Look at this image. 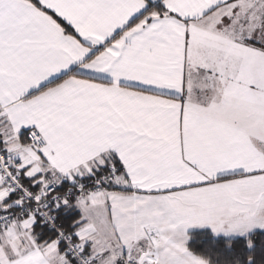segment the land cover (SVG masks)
<instances>
[{"label": "snow or ice", "instance_id": "1", "mask_svg": "<svg viewBox=\"0 0 264 264\" xmlns=\"http://www.w3.org/2000/svg\"><path fill=\"white\" fill-rule=\"evenodd\" d=\"M0 264H264V0H0Z\"/></svg>", "mask_w": 264, "mask_h": 264}]
</instances>
